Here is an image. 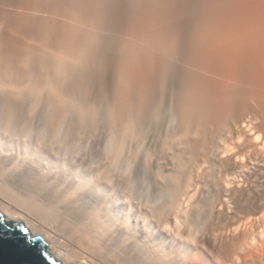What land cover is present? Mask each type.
<instances>
[{
	"label": "bare ground",
	"instance_id": "bare-ground-1",
	"mask_svg": "<svg viewBox=\"0 0 264 264\" xmlns=\"http://www.w3.org/2000/svg\"><path fill=\"white\" fill-rule=\"evenodd\" d=\"M0 213L62 264H264V0H0Z\"/></svg>",
	"mask_w": 264,
	"mask_h": 264
},
{
	"label": "water",
	"instance_id": "water-1",
	"mask_svg": "<svg viewBox=\"0 0 264 264\" xmlns=\"http://www.w3.org/2000/svg\"><path fill=\"white\" fill-rule=\"evenodd\" d=\"M0 264H62L43 237L0 213Z\"/></svg>",
	"mask_w": 264,
	"mask_h": 264
},
{
	"label": "rangeland",
	"instance_id": "rangeland-1",
	"mask_svg": "<svg viewBox=\"0 0 264 264\" xmlns=\"http://www.w3.org/2000/svg\"><path fill=\"white\" fill-rule=\"evenodd\" d=\"M109 95L111 96V94L109 93Z\"/></svg>",
	"mask_w": 264,
	"mask_h": 264
}]
</instances>
